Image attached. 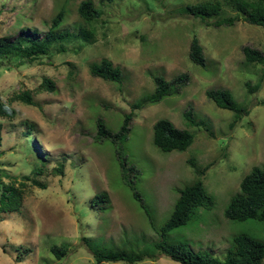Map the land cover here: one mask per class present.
<instances>
[{
  "label": "rangeland",
  "instance_id": "rangeland-1",
  "mask_svg": "<svg viewBox=\"0 0 264 264\" xmlns=\"http://www.w3.org/2000/svg\"><path fill=\"white\" fill-rule=\"evenodd\" d=\"M81 1L0 0V36L9 40L23 27L42 37L61 9L67 24L59 31L80 24L94 30L91 42L59 41L33 61L0 58V97L17 112L13 120L0 118V194L14 180L25 183L21 210L0 213V264H130L98 263L93 253L97 246L124 244L145 254L134 264H180L158 251L151 256L153 243L163 239L159 229L179 190L199 179L213 204L198 207L187 224L164 237L168 242L222 258L237 233L264 241L258 221L224 215L243 178L264 166V81L252 89L264 63L247 62L243 53L250 46L264 54V27L243 20L207 26L182 12L208 0H92L102 15L87 23L77 13ZM219 1L221 17L239 13ZM193 37L203 46L205 66L189 56ZM104 59L121 68V82L90 73V65ZM183 73L188 80L160 102L135 110L118 139L98 134L100 121L118 133L132 105L154 92L155 77L173 81ZM44 79L55 89L42 88ZM210 88L227 89L249 114L235 123L234 111L206 96ZM23 91L32 93L34 105L14 99ZM160 119L192 132L191 146L158 148L153 125ZM102 192L110 201L101 216L91 203ZM54 246L66 249L61 259Z\"/></svg>",
  "mask_w": 264,
  "mask_h": 264
},
{
  "label": "trees",
  "instance_id": "trees-1",
  "mask_svg": "<svg viewBox=\"0 0 264 264\" xmlns=\"http://www.w3.org/2000/svg\"><path fill=\"white\" fill-rule=\"evenodd\" d=\"M226 1L239 13L231 17H221L223 4L219 0H208L189 4L182 8V12L199 18L207 26L213 25L219 27L222 25H233L237 20H243L264 27V0ZM77 13L83 22L87 23L92 22L102 15V11L92 0L81 1L77 6ZM65 15L66 11L63 9L56 12L51 19L48 31L42 37H39L36 31L30 33L27 27H23L22 31L13 40H9L4 35L0 36V58L14 56L33 61L39 56L47 55L50 48L59 41L80 37L86 42H91V38L94 36V30L86 29L81 24L76 25L74 29L66 28L64 31H59L60 26L67 24ZM19 21L21 20L19 19ZM61 50L65 51V47L62 45ZM243 53L247 62L264 63V54L258 49L244 46ZM189 56L195 64L201 66L206 65L203 46L196 37H193L191 40ZM89 70L93 76L108 81L121 82V68L115 66L110 60L104 59L100 64H91ZM188 78L186 73L176 76L173 81H168L162 76L155 77L154 92L142 97L138 103L132 105L133 110L125 116L124 124L120 131L113 134L100 121L98 123V134L104 137H111L114 140L118 139L126 133L128 123L134 115L135 110L160 102L164 97L173 94ZM263 81L264 69L260 82L252 87L253 91H257ZM249 86L251 85L249 84ZM41 87L48 88L52 91L55 89V84L50 79H44ZM206 96L213 100L217 106L234 111L235 123L240 121L243 116L249 114V110L244 106H240L233 94L227 89L210 88L206 90ZM14 99L20 100L27 105H34L30 91L18 93L14 96ZM16 115V110L0 97V118L13 120ZM184 116L189 120L191 118V110H186ZM235 123H232L231 126L234 127ZM2 126V123H0V143L2 140ZM153 130L155 145L165 152H171L173 150L184 151L194 141V134L192 132L176 127L168 119L156 121L153 125ZM36 169L37 172L42 170L39 166ZM16 184V180H14L11 183L3 185V190L0 194V213L18 212L21 210L23 199L22 187L25 186V183L19 182V186ZM109 201V195L102 192L92 198L91 205L101 212L102 216ZM213 201V197L208 193L204 186V181L201 179L180 189L179 198L174 205L172 213L159 229V233L163 236V239L153 243L154 254H151V256L156 257L157 255L155 253L158 251L161 256L170 258L180 264H264V241L246 233H237L233 236L231 244L222 258L207 250L200 249L195 251L187 243L168 242L164 238L173 229L187 224L198 207H210ZM224 215L231 221L244 222L247 220H256L261 223L264 229V166L253 167L243 178L240 183L239 192L229 201ZM110 246L112 247L106 246L99 248L97 246L94 249L93 253L98 263L123 261L134 264L142 261L145 255L142 252L131 251L130 249L133 248L125 244L120 245V247H116V245ZM114 246L116 249H113ZM65 251V248L59 246L53 247V252L59 259L64 256Z\"/></svg>",
  "mask_w": 264,
  "mask_h": 264
}]
</instances>
